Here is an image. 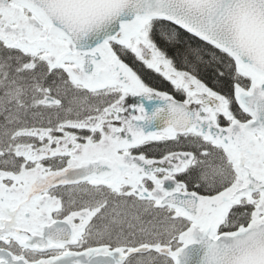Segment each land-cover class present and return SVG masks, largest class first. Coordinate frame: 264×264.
Returning a JSON list of instances; mask_svg holds the SVG:
<instances>
[{"label":"snow or ice","instance_id":"6c2138e0","mask_svg":"<svg viewBox=\"0 0 264 264\" xmlns=\"http://www.w3.org/2000/svg\"><path fill=\"white\" fill-rule=\"evenodd\" d=\"M0 264H264V0H0Z\"/></svg>","mask_w":264,"mask_h":264},{"label":"flooded vegetation","instance_id":"af4514ba","mask_svg":"<svg viewBox=\"0 0 264 264\" xmlns=\"http://www.w3.org/2000/svg\"><path fill=\"white\" fill-rule=\"evenodd\" d=\"M154 75H156V74H154ZM159 80L162 81V78H160ZM150 82H151L154 86H158V88H159L160 90H167V84H166V82H163V83H165V84L159 82L158 80H150Z\"/></svg>","mask_w":264,"mask_h":264},{"label":"trees","instance_id":"16d2710c","mask_svg":"<svg viewBox=\"0 0 264 264\" xmlns=\"http://www.w3.org/2000/svg\"><path fill=\"white\" fill-rule=\"evenodd\" d=\"M153 77H156V75L153 74ZM160 78H155V79H151V80H158L159 82L163 83L162 81L159 80ZM165 84V83H163Z\"/></svg>","mask_w":264,"mask_h":264}]
</instances>
